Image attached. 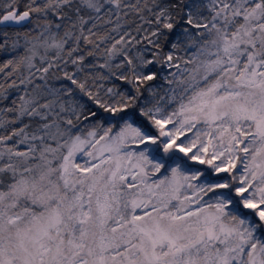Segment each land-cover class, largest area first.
I'll use <instances>...</instances> for the list:
<instances>
[{
  "label": "snow or ice",
  "instance_id": "snow-or-ice-1",
  "mask_svg": "<svg viewBox=\"0 0 264 264\" xmlns=\"http://www.w3.org/2000/svg\"><path fill=\"white\" fill-rule=\"evenodd\" d=\"M0 264H264V0H0Z\"/></svg>",
  "mask_w": 264,
  "mask_h": 264
}]
</instances>
